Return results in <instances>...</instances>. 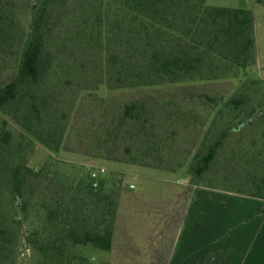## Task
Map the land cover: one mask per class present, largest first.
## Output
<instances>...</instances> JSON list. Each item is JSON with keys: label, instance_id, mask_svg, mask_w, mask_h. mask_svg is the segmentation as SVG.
<instances>
[{"label": "trees", "instance_id": "1", "mask_svg": "<svg viewBox=\"0 0 264 264\" xmlns=\"http://www.w3.org/2000/svg\"><path fill=\"white\" fill-rule=\"evenodd\" d=\"M255 45L251 11L206 0H0V71L12 67L0 77V188L22 203L32 262L93 264L110 251L123 191L107 174L97 187L42 175L27 165L36 143L58 153L68 135L87 157L184 169L190 190L264 200Z\"/></svg>", "mask_w": 264, "mask_h": 264}, {"label": "rangeland", "instance_id": "2", "mask_svg": "<svg viewBox=\"0 0 264 264\" xmlns=\"http://www.w3.org/2000/svg\"><path fill=\"white\" fill-rule=\"evenodd\" d=\"M261 2L262 4H259L257 0H206V5L251 11L256 41V65L253 68V77L264 81V0ZM16 3L20 8L24 7L23 2L17 1ZM29 22L28 13L22 14L20 23L24 30H27ZM11 69L12 67L8 66L0 71L1 79H5L6 75L12 71ZM65 94L64 98L68 101L69 91H66ZM3 119L4 117L0 115V123ZM7 121V131H10L13 139L16 140L19 130L10 120ZM80 146L77 139L68 135L63 140V150L58 153H52L36 143L27 155V165L41 172L42 175H49L51 178L53 176L55 180L69 184H75L79 179L89 176L90 168H104L108 179L120 178L122 180L121 197L124 204H126L125 198L128 195L136 194L141 197L136 205L138 212L127 214L124 221L126 226L138 225L156 228L160 225L167 229L166 233L164 234V230L157 232L154 239H160L156 236L164 234L166 236L164 239L170 242L171 248L174 243L192 240L193 236L198 235L199 233L194 230H198V224L202 225L201 241L211 239L212 234L216 233L210 232V229L216 226L218 230L221 224L224 225L222 235L239 239L243 234V232L241 233L242 225L251 220V212H248L247 208L237 205L234 199H229L228 194L213 192L210 193L214 197L211 200L205 199L204 196L201 199L198 197L194 199L190 195L192 190L189 189L190 179L184 169L163 171L128 164L109 163L101 158L85 156ZM129 185H133V190H129ZM35 186L36 183L31 188L34 189ZM208 192L210 191H202V194ZM176 193H180V195L178 196ZM26 198L29 199L25 195ZM13 205H17V207ZM21 205L20 201L11 199L7 188H0V260L2 259V264H19L20 262L34 264L31 260V250L24 240L28 235L29 223L23 222L21 225L15 223L20 216ZM199 207L201 209L200 219L198 217ZM204 207L205 212H203ZM211 209L215 213L212 217ZM136 234L142 237L148 233L141 231ZM149 236L148 238L154 240L153 233ZM21 246H23L22 250ZM105 257H107V253L103 251H94L90 254L93 264H106L101 261Z\"/></svg>", "mask_w": 264, "mask_h": 264}, {"label": "crops", "instance_id": "3", "mask_svg": "<svg viewBox=\"0 0 264 264\" xmlns=\"http://www.w3.org/2000/svg\"><path fill=\"white\" fill-rule=\"evenodd\" d=\"M131 186V185H129ZM128 186V188H129ZM133 186V185H132ZM129 190H133L129 188ZM210 191L208 193H204ZM213 192L228 194L229 199H234L235 203L250 211V222L242 223L239 239H232L231 236L222 235L224 225H219L210 229L211 239L201 241V226L198 224L196 236L192 240H184L174 243L171 248L164 238L167 229L157 226L158 229L147 226L132 225L127 227L124 222L127 214L138 212L137 201L139 195H128L124 204L121 197L118 199L116 222L113 232L112 249L103 258L106 264H264V200L251 198L241 194H235L222 190L210 189L207 187L192 188L191 196L205 199H212ZM178 196L180 193H176ZM208 195V197H206ZM245 197V199H244ZM129 205V206H128ZM205 207L203 212H205ZM211 217L215 215L211 209ZM137 216V215H136ZM201 209L199 207L198 217L200 219ZM212 226L210 225V228ZM164 234L156 237L157 232ZM145 232L147 235L140 236L136 233ZM153 233V239L148 238ZM218 233V234H217ZM175 248V250H174ZM172 249V251H170Z\"/></svg>", "mask_w": 264, "mask_h": 264}, {"label": "built area", "instance_id": "4", "mask_svg": "<svg viewBox=\"0 0 264 264\" xmlns=\"http://www.w3.org/2000/svg\"><path fill=\"white\" fill-rule=\"evenodd\" d=\"M88 173H89L90 178L93 181V187H97L98 180L107 174L106 170L102 167L90 168L88 170ZM129 188L132 189L133 186L131 185L129 186Z\"/></svg>", "mask_w": 264, "mask_h": 264}, {"label": "water", "instance_id": "5", "mask_svg": "<svg viewBox=\"0 0 264 264\" xmlns=\"http://www.w3.org/2000/svg\"><path fill=\"white\" fill-rule=\"evenodd\" d=\"M20 249L22 250L23 249V246H21Z\"/></svg>", "mask_w": 264, "mask_h": 264}]
</instances>
